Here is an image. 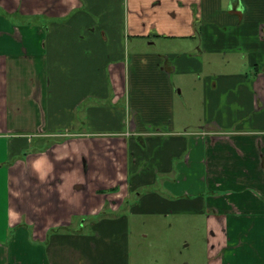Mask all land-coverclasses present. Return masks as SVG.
Listing matches in <instances>:
<instances>
[{
	"label": "crops",
	"instance_id": "crops-1",
	"mask_svg": "<svg viewBox=\"0 0 264 264\" xmlns=\"http://www.w3.org/2000/svg\"><path fill=\"white\" fill-rule=\"evenodd\" d=\"M154 216L264 264V0H0V264H129Z\"/></svg>",
	"mask_w": 264,
	"mask_h": 264
},
{
	"label": "rangeland",
	"instance_id": "rangeland-1",
	"mask_svg": "<svg viewBox=\"0 0 264 264\" xmlns=\"http://www.w3.org/2000/svg\"><path fill=\"white\" fill-rule=\"evenodd\" d=\"M145 217L130 225L129 264H206L202 220Z\"/></svg>",
	"mask_w": 264,
	"mask_h": 264
}]
</instances>
